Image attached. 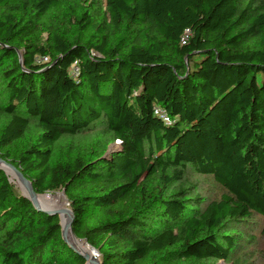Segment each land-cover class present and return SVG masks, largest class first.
<instances>
[{
  "label": "trees",
  "instance_id": "trees-1",
  "mask_svg": "<svg viewBox=\"0 0 264 264\" xmlns=\"http://www.w3.org/2000/svg\"><path fill=\"white\" fill-rule=\"evenodd\" d=\"M0 82V159L101 264L228 261L264 220V0H0ZM85 263L0 169V264Z\"/></svg>",
  "mask_w": 264,
  "mask_h": 264
},
{
  "label": "rangeland",
  "instance_id": "rangeland-1",
  "mask_svg": "<svg viewBox=\"0 0 264 264\" xmlns=\"http://www.w3.org/2000/svg\"><path fill=\"white\" fill-rule=\"evenodd\" d=\"M21 58L22 55L20 54V59ZM44 62H49V61L44 60ZM4 98H5L4 85L2 82H0L1 103L5 102ZM118 150L119 147L116 142L113 144H109L107 146L106 155H109L110 153ZM7 177L10 184L13 186L15 193L19 196H23L24 191L22 190V186H21L23 183L21 181H18L19 182L18 183L17 179L12 178L8 174ZM187 178L189 181L198 184L197 192L202 196V198L206 202L218 200L224 194V190L219 185H217L211 177H207V176L202 177L195 175L193 173H189L187 175ZM57 194H63V192L46 193L40 196L47 197L50 195L55 196ZM64 197H65L64 203H66L67 205L66 209L71 210L70 203L68 202L66 196ZM55 204H63V202L58 201ZM234 229L235 231L232 234L235 237H237L234 252L232 253L228 261H220L216 264H264V258L262 256V243H263L262 231L264 229V220L256 216L250 219L248 222L235 224Z\"/></svg>",
  "mask_w": 264,
  "mask_h": 264
},
{
  "label": "bare ground",
  "instance_id": "bare-ground-1",
  "mask_svg": "<svg viewBox=\"0 0 264 264\" xmlns=\"http://www.w3.org/2000/svg\"><path fill=\"white\" fill-rule=\"evenodd\" d=\"M7 172L9 176H11L14 179H17V182L20 181L19 178H16V176L10 170H8ZM21 186H22V190L24 191V194L30 196L27 186L24 183ZM31 199L36 204V206L41 210H45L49 212H54L57 210L56 212L60 214L63 227L66 228L68 226L70 215H69V210L66 209L67 205L66 203H64L65 197L63 194H57L55 196L50 195L47 197L36 195L34 197H31ZM58 201H62L63 204H55ZM66 239L71 246H73L78 252H80L83 256L86 257L87 259L86 264H97L98 259L96 258V253L92 251L90 246H88L83 241L77 240L70 231H68L66 235Z\"/></svg>",
  "mask_w": 264,
  "mask_h": 264
},
{
  "label": "water",
  "instance_id": "water-1",
  "mask_svg": "<svg viewBox=\"0 0 264 264\" xmlns=\"http://www.w3.org/2000/svg\"><path fill=\"white\" fill-rule=\"evenodd\" d=\"M20 60H21V64H23L22 58H21ZM0 169L3 170L6 174H8L7 171L10 170V171L16 176V178H19V180L27 186V189H28V192H29V195H30V196L24 194L23 197L26 198V199H28V200L33 204L34 208H35L37 211H39V212H43V213H46V214H48V215H52V216H54V215H58V216H59V218H60V225H61V227H62V238H63V240L66 242V244H67V245H68V246H69V247H70V248H71L76 254H78L79 256L83 257V258L86 260V262H87L86 257L83 256L80 252H78L73 246H71V245L67 242V239H66V235H67L68 231H70V232L73 234L72 229H71V227H72V222H73V220H74V215H73L72 210H69L70 220H69L68 226H67L66 228H64L63 225H62V221H61V217H60V214H59V213H57V212H49V211H45V210H41V209H39V208L36 206V204L32 201L31 197H34V196H36V195H38V194H36V192H35L34 189H33V186H32V184H31V182H29V181L23 176V174L21 173L20 170H18V169H17L16 167H14L12 164H9V163H7V162L1 160V159H0ZM63 195L65 196V192H63ZM73 236H74V234H73ZM74 237H75V236H74ZM75 238H76V237H75ZM76 239H77V238H76ZM77 240H78V239H77ZM79 241H81V240H79ZM85 243H86L88 246H90L87 242H85ZM90 248L92 249V251H93L94 253H96V258L98 259V260H97V264H101V261H100L99 258H98V257H99V253H98L93 247L90 246Z\"/></svg>",
  "mask_w": 264,
  "mask_h": 264
},
{
  "label": "built area",
  "instance_id": "built-area-1",
  "mask_svg": "<svg viewBox=\"0 0 264 264\" xmlns=\"http://www.w3.org/2000/svg\"><path fill=\"white\" fill-rule=\"evenodd\" d=\"M189 35H190L189 31H187V32L185 33V36L182 38V44H183V45L186 44V42H187V40H188V38H189ZM46 60H47V59H46ZM78 73H79V70H78V67H77V63H75V64H74V67H73V70H72V75H73L74 77H76V76L78 75ZM156 113H158V112H156ZM162 118H163V120H164L166 123L170 122V121H169V118H168L167 115H165V114L162 115ZM116 143H117L118 147H120L121 142H120V141H116Z\"/></svg>",
  "mask_w": 264,
  "mask_h": 264
}]
</instances>
